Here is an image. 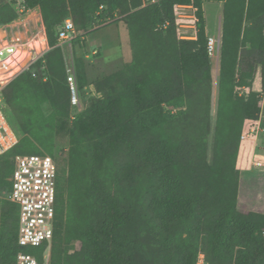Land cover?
<instances>
[{
  "label": "trees",
  "instance_id": "trees-1",
  "mask_svg": "<svg viewBox=\"0 0 264 264\" xmlns=\"http://www.w3.org/2000/svg\"><path fill=\"white\" fill-rule=\"evenodd\" d=\"M204 1L25 0L39 9L50 49L3 90L17 142L0 154V193L11 188L16 155L40 153L37 139L53 152L50 264H196L200 251L207 264H264V212L239 207L236 164L244 122L261 112L264 0H221L213 123ZM177 6L195 8L194 38L178 36ZM16 16L0 0V25ZM67 17L81 45L98 27L123 22L131 50L92 82L99 95L72 117L57 41ZM83 57L73 54L81 90L91 82ZM18 221V205L0 195V264H15L25 248L43 258L46 243L18 245Z\"/></svg>",
  "mask_w": 264,
  "mask_h": 264
},
{
  "label": "built area",
  "instance_id": "built-area-1",
  "mask_svg": "<svg viewBox=\"0 0 264 264\" xmlns=\"http://www.w3.org/2000/svg\"><path fill=\"white\" fill-rule=\"evenodd\" d=\"M16 8L17 16L10 22L0 25V154L6 152L17 142L3 109V90L8 83L24 71L30 70L50 49L41 15H30L34 8H28L25 0H10ZM142 5L159 0H141ZM183 7V6H177ZM38 9V8H37ZM195 11V8H194ZM195 19V17H193ZM78 33L71 17H67L57 28V41L62 44L72 41ZM215 40L208 37V52L214 50ZM96 51H94L95 53ZM35 75V70H32ZM66 80L70 90V103L78 107L79 89L73 63L66 65ZM239 95L245 94L244 87H236ZM260 98L261 112L255 120H246L240 135V143L255 138L262 140L258 146L253 166L264 165V113ZM260 142V143H261ZM57 163L54 157L46 153L18 154L14 157V169L10 177L12 182L7 198L19 207L17 243L19 246H40L46 243V254L40 261L36 254L20 250L15 264H50V242L53 235L55 202V179ZM264 238V229L262 230ZM196 264H207L203 252H199Z\"/></svg>",
  "mask_w": 264,
  "mask_h": 264
},
{
  "label": "rangeland",
  "instance_id": "rangeland-1",
  "mask_svg": "<svg viewBox=\"0 0 264 264\" xmlns=\"http://www.w3.org/2000/svg\"><path fill=\"white\" fill-rule=\"evenodd\" d=\"M221 3V0H210L204 1L203 3L206 34L208 37L210 36L215 40L214 50L209 53L212 62L213 77L212 123L214 119L217 92L218 58L221 34ZM35 8L36 9H32L29 14H37L39 20L40 12L37 7ZM174 11L176 14V28L178 36H191L193 34L195 35V11L192 10V8H177L174 9ZM193 17H195V19ZM76 43L77 42L74 40L62 43L64 46L68 65H70L71 63L70 61L73 57V54L78 56L88 55L87 58H84V63L86 72L89 74L88 79L89 81L91 80V82L89 85H86L82 90L79 89L80 104L78 105V107L72 108L71 117L73 116L74 111H80L87 105V103L93 97H97L99 95V93L95 92L94 86L92 85V82L95 79L100 78L102 75L120 68L125 62L129 61L131 58L128 30L124 23L121 21L100 26L96 30L85 36L84 44L81 45ZM93 50L96 52H92ZM102 61H104V63ZM261 105L263 106L262 109L264 113V100ZM211 137L212 135H210L209 137V142L210 140H212ZM37 138H40V136L38 135ZM36 141V144L41 148L42 153H46L54 157L53 152L45 149L42 146L40 140L37 139ZM261 141L262 140L258 141V139L256 140L255 138H251L250 141H246L243 143L241 142L236 161L237 167L240 170L238 204L241 209L247 211L253 210L264 212V165H261L259 167L253 166V161L262 158L257 156V154L259 153L256 149L262 144ZM34 153L37 152L28 150L21 154ZM55 153L58 156H65L66 147H56ZM7 194L8 193L5 192L0 193L1 196H7ZM23 251L38 255L36 249L33 250L25 248L23 249ZM45 254L46 251L42 253V256H44Z\"/></svg>",
  "mask_w": 264,
  "mask_h": 264
},
{
  "label": "crops",
  "instance_id": "crops-1",
  "mask_svg": "<svg viewBox=\"0 0 264 264\" xmlns=\"http://www.w3.org/2000/svg\"><path fill=\"white\" fill-rule=\"evenodd\" d=\"M177 8H192V10H194V7H191V6L175 7V9H177ZM193 12H194V11H193ZM181 37L194 38L195 35L193 34V35H191V36H181ZM61 47H62V49H63L64 57H65V60H66V65H68V61H67V58H66V55H65V51H64V46H63V44L61 45ZM92 52H94V50H93ZM87 56H88V55H85L83 58H87ZM72 58H73V57H72ZM72 58H71V61H70L71 63H73ZM99 62H100V60H99ZM102 62L104 63V61H102ZM87 75L89 76L88 73H87Z\"/></svg>",
  "mask_w": 264,
  "mask_h": 264
}]
</instances>
